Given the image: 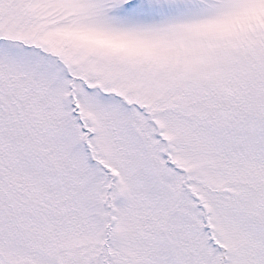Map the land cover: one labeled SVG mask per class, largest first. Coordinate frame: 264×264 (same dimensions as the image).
Returning <instances> with one entry per match:
<instances>
[{"label":"snow or ice","instance_id":"1","mask_svg":"<svg viewBox=\"0 0 264 264\" xmlns=\"http://www.w3.org/2000/svg\"><path fill=\"white\" fill-rule=\"evenodd\" d=\"M0 264H264V0H0Z\"/></svg>","mask_w":264,"mask_h":264}]
</instances>
